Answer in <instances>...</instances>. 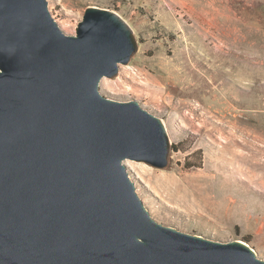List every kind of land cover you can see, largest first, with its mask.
<instances>
[{"label": "water", "instance_id": "1", "mask_svg": "<svg viewBox=\"0 0 264 264\" xmlns=\"http://www.w3.org/2000/svg\"><path fill=\"white\" fill-rule=\"evenodd\" d=\"M116 11L86 9L75 35L48 0H0V264H264L157 221L126 160L163 169L170 138L138 101L100 92L137 52Z\"/></svg>", "mask_w": 264, "mask_h": 264}, {"label": "rangeland", "instance_id": "2", "mask_svg": "<svg viewBox=\"0 0 264 264\" xmlns=\"http://www.w3.org/2000/svg\"><path fill=\"white\" fill-rule=\"evenodd\" d=\"M48 3L69 35L89 7L116 11L133 29L137 52L100 92L138 101L167 128V167L125 161L152 216L210 240H242L264 259V0ZM256 148L259 165L229 159Z\"/></svg>", "mask_w": 264, "mask_h": 264}, {"label": "bare ground", "instance_id": "3", "mask_svg": "<svg viewBox=\"0 0 264 264\" xmlns=\"http://www.w3.org/2000/svg\"><path fill=\"white\" fill-rule=\"evenodd\" d=\"M262 136V135H261ZM241 138V137H240ZM259 139V137L257 136H254L253 139L250 141L251 144L248 142L246 143L245 145H255V142L256 140ZM260 140H263V139H260ZM246 141V140H245ZM245 143V142H244ZM230 143H227L224 147H228ZM243 144V143H242ZM232 145V144H231ZM230 145V146H231ZM238 145V144H237ZM232 147V146H231ZM237 147V146H236ZM243 147V146H242ZM250 147V146H249ZM220 150V149H219ZM228 151V150H227ZM237 151V150H236ZM223 152V151H222ZM235 153V151H234ZM262 154V150L261 149H253V153L252 155L248 156L247 154H244V153H239V152H236L233 156V158H229L230 160H235V161H238L239 163H251L252 165H259L261 163L260 162V155ZM220 155L221 156H224V152L221 154L220 152ZM226 159V158H225ZM127 163L131 166V167H137L136 165V162L132 161V160H128ZM237 165V164H236ZM247 165V164H246ZM233 196V195H232ZM231 198V197H230ZM230 200V199H229ZM237 200L238 199H234V201L232 202L233 204H236L237 203ZM239 203V201H238ZM231 204V203H230ZM232 205V204H231Z\"/></svg>", "mask_w": 264, "mask_h": 264}, {"label": "trees", "instance_id": "4", "mask_svg": "<svg viewBox=\"0 0 264 264\" xmlns=\"http://www.w3.org/2000/svg\"><path fill=\"white\" fill-rule=\"evenodd\" d=\"M178 150V149H177ZM191 162L188 160L187 162H186V166H188V167H190V166H192V164H190Z\"/></svg>", "mask_w": 264, "mask_h": 264}]
</instances>
